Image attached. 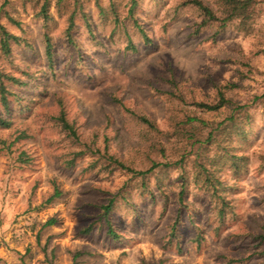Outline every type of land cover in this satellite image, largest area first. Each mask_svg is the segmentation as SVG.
<instances>
[{"label":"rangeland","instance_id":"obj_1","mask_svg":"<svg viewBox=\"0 0 264 264\" xmlns=\"http://www.w3.org/2000/svg\"><path fill=\"white\" fill-rule=\"evenodd\" d=\"M42 1L0 0V23L21 38L11 58L0 50V70L24 82L3 79L12 95L11 124L0 126V264H264V245L256 248L253 237L264 233V98L228 141L243 156L237 172L230 161L214 169L230 205L223 223L194 156L145 179L108 159L136 170L176 162L174 110L218 121L225 110L201 113L188 103L212 102L216 86L228 83L227 95L240 103L264 94V1L255 22L216 33L191 0H139L145 42L128 0H116L117 21L110 0H83L92 31L78 15L77 50L66 40L74 0H49L47 21L38 15ZM202 1L218 12V0ZM44 31L53 41L51 64ZM61 112L76 136L63 129ZM113 196L118 238L98 221Z\"/></svg>","mask_w":264,"mask_h":264},{"label":"trees","instance_id":"obj_2","mask_svg":"<svg viewBox=\"0 0 264 264\" xmlns=\"http://www.w3.org/2000/svg\"><path fill=\"white\" fill-rule=\"evenodd\" d=\"M9 0H5V3ZM39 1V0H36ZM65 0H58L57 3H61ZM83 0H74V5L68 11L67 14V28H66V40L70 47L75 48L76 42L73 38L72 29L75 26L76 17L81 15L86 22L89 31H92V26L90 18L86 12L83 10ZM98 1V0H97ZM264 0H218V12L213 10L208 5L204 4L202 0H191V2L199 9L201 15L203 16V25H216V33H220L226 27L239 22V25H246L248 22H255L257 16L260 14V2ZM49 0H43L40 3L38 10V15L47 21L50 18L48 11ZM139 0H128L129 9L128 14L133 18L135 25L138 27V31L142 33V38L145 42L148 41L147 31L143 26L135 19V10L138 6ZM100 12L104 17H108V13L105 7L99 5ZM110 9L115 14L116 21L119 20V12L116 4V0H110ZM3 13V9L0 8V17ZM4 13H7L4 11ZM14 23L18 21L8 14L7 16ZM45 23V22H44ZM21 43V38L16 34L12 33L3 24L0 23V50L5 57H12L14 45H19ZM44 44H45V54L51 64L53 61V41L50 33L44 31ZM132 48L136 50L133 42H130ZM73 49V51H74ZM24 71V70H23ZM23 73H28L24 71ZM4 77L8 81L15 84H24L15 75L8 74L0 70V104L2 111L0 110V126L9 127L11 120L8 119L10 114V101L9 96L12 92L7 88L4 82ZM233 87V84L217 85L215 99L212 102L196 101L193 100L188 104L195 107L199 112H220L221 110L226 111V115L218 121L209 120L205 118L202 114H198L195 110L184 111L182 108L174 110L171 114L172 127L174 129V135L178 137V141L181 143L180 146V160L173 162H153L152 165L146 170H136L115 158L113 155H109L111 163L117 168L124 169L133 175L139 176L142 179L148 174H154L160 169L170 168L173 165H178V167H183V162L189 156H194L196 164L199 166L198 175H204L202 178L203 183L210 189H212L213 196L218 199V217L221 223L224 222L227 215V210L230 208L229 200L225 197V186H222V180L219 178L214 171L218 166L219 162L230 161L232 165V170L236 171L242 164L243 156L235 154L233 147L229 144V140L233 138V132L238 135L244 122H248L251 118L250 108L254 105L263 102L264 94H254L246 103H240L235 101L233 98L227 95V91ZM14 95V94H13ZM174 99L184 100V96L173 95ZM59 121L62 124L63 129L68 130L73 135H77L74 130V126L66 119L63 112L58 116ZM139 119L147 124L151 128H155V124L146 116H139ZM165 153V152H164ZM186 180H183L182 185L184 186ZM184 187L180 191V201L183 200ZM60 192L56 190L55 194L51 195L46 201L51 202L56 197H58ZM116 205L115 196L109 198L106 204H102L100 207L102 212L100 214L99 222L101 228L105 229L107 235L112 238L120 237L117 226L114 225V211ZM138 217V213L136 215ZM135 217V218H136ZM179 222V218L175 220L174 225ZM94 225L90 224L85 231H91L94 229ZM175 228V226L173 227ZM202 233L199 232L196 237V241L199 243L202 240ZM256 240V248L260 245H264V233H259L253 235Z\"/></svg>","mask_w":264,"mask_h":264}]
</instances>
